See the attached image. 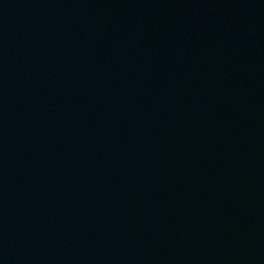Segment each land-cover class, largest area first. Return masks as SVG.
Returning <instances> with one entry per match:
<instances>
[{
  "label": "water",
  "instance_id": "obj_1",
  "mask_svg": "<svg viewBox=\"0 0 264 264\" xmlns=\"http://www.w3.org/2000/svg\"><path fill=\"white\" fill-rule=\"evenodd\" d=\"M0 264H264V0H0Z\"/></svg>",
  "mask_w": 264,
  "mask_h": 264
}]
</instances>
